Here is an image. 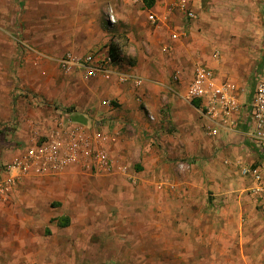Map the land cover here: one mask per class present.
<instances>
[{
  "label": "crops",
  "instance_id": "obj_1",
  "mask_svg": "<svg viewBox=\"0 0 264 264\" xmlns=\"http://www.w3.org/2000/svg\"><path fill=\"white\" fill-rule=\"evenodd\" d=\"M15 1L19 5L14 11L5 10L0 15V30L5 32L0 31V54L5 58L0 64L7 68L19 57L16 40L22 31L18 20L22 0ZM128 1L133 8L134 3ZM41 2H48L49 10L55 3V17L64 9L63 0H36L37 7H44ZM119 4L120 0H66L65 51L85 54L92 50L105 55L114 27L110 28L109 19L118 14ZM150 10L158 19L154 28L141 27L142 12L137 19L131 12L126 16L128 46L122 53L130 63L119 58L109 76L86 77L81 70L65 72L67 80L62 85L66 93L49 92L47 97L56 100V107L66 116L83 117L74 123L109 134L106 146L110 156L120 141V122L127 121L157 132L168 155L190 160L197 167L209 183L208 192L195 202L191 198L194 190L182 188L180 195L187 202L175 208L184 213L193 231L197 227V233L176 235L175 256L182 264H212L214 258L225 259L224 264H264V202L252 191L251 178L240 173L242 166H252L264 177V149L245 134L254 84L264 73H260L264 66V0H153ZM186 10L194 17L188 18ZM90 15L100 20L97 25L88 22ZM35 41L32 39V45H38ZM54 44L52 50L63 46ZM99 47L104 50H93ZM198 64L211 68L217 82L234 85L237 112L222 117L217 107L209 117L203 100L185 97ZM118 71L141 77V86L135 88L129 79L121 81ZM171 74L173 79L177 74L176 83H171ZM4 76L3 82L10 85L8 69ZM105 99L114 104L102 105ZM87 114L91 119L85 121ZM217 124L219 128L212 134L210 129ZM71 167L89 172L78 165ZM216 243H220L218 250ZM75 251L86 255L82 248ZM188 259L192 261L188 263Z\"/></svg>",
  "mask_w": 264,
  "mask_h": 264
},
{
  "label": "rangeland",
  "instance_id": "obj_2",
  "mask_svg": "<svg viewBox=\"0 0 264 264\" xmlns=\"http://www.w3.org/2000/svg\"><path fill=\"white\" fill-rule=\"evenodd\" d=\"M63 1L65 9L66 0ZM41 3L43 8L37 7L36 0H22L18 17L22 31L16 40L19 57L12 59L16 64L8 68L0 64V125L7 129L0 136V164L10 162L17 152L53 134L60 121L81 122L83 118L66 116L56 107L57 101L47 97L49 92L62 96L66 93L62 84L67 78L58 66V58L67 49L63 43L68 18L64 9L55 17V3L51 10L47 9L48 2ZM128 4V0H120L118 14L109 19L110 28L114 26L110 42L118 45L119 58L125 63L131 62L122 53L128 46L126 16L131 12L137 19L142 12L141 27L156 25L148 20L142 6L130 3L131 8ZM18 5L15 0L0 2V15L5 10L14 11ZM93 17L90 15L88 22L97 25L100 20ZM32 39L38 45H32ZM54 43L63 46L52 50ZM2 59L5 58L0 54ZM7 69L10 85L3 82ZM263 71L264 66L260 73ZM171 80L172 83V74ZM86 116L85 121L91 119L90 114ZM120 124V141L113 149L110 172L96 176L70 165L50 175L29 174L0 198V263H183L175 256L174 240L176 235L197 233V227L193 231L184 213H177L181 206L177 204L187 202L180 192L182 188L193 189L191 198L199 202L201 194L208 192L209 183L192 161L168 155L157 132L127 121ZM260 199L264 202V196ZM63 219L68 222L60 226ZM218 246L220 243H216V249ZM79 248L85 256L74 253ZM191 261L188 259V263ZM211 261L224 264L225 259Z\"/></svg>",
  "mask_w": 264,
  "mask_h": 264
},
{
  "label": "built area",
  "instance_id": "obj_3",
  "mask_svg": "<svg viewBox=\"0 0 264 264\" xmlns=\"http://www.w3.org/2000/svg\"><path fill=\"white\" fill-rule=\"evenodd\" d=\"M130 1L142 6L147 11L148 20L157 23L158 19L150 10L151 6L146 5V0ZM185 13L188 18L194 17V13L190 10H186ZM118 62L119 59L113 61L108 53L101 55L97 51H90L78 54L65 51L59 58L58 65L63 72L81 70L84 76L94 77L98 74L109 76L114 71L112 66ZM116 75L121 81L131 80L135 88L141 86V77L132 76L124 71H118ZM174 79H177V74L174 75ZM233 88L234 85L229 81L217 82L211 68L198 64L193 69L184 95L188 100L195 98L203 100L204 113L207 116L213 117L214 109L219 107L222 117H226L239 109L232 93ZM101 104L109 107L112 102L105 99ZM249 107L245 134L264 149V73L254 84ZM88 128L74 122L60 121L53 134L17 152L10 162L0 164V198L6 197L20 178L29 174L50 175L70 165H78L98 174L110 172L113 159L106 146L110 136L103 131ZM218 128L217 124L210 129L211 133H216ZM6 130L0 125L1 135ZM240 173L251 178L254 184L253 192L264 196V177L257 167L242 166Z\"/></svg>",
  "mask_w": 264,
  "mask_h": 264
},
{
  "label": "trees",
  "instance_id": "obj_4",
  "mask_svg": "<svg viewBox=\"0 0 264 264\" xmlns=\"http://www.w3.org/2000/svg\"><path fill=\"white\" fill-rule=\"evenodd\" d=\"M146 5L149 7V6H152L153 4V0H146ZM119 47L116 43L114 42H110L108 44V55L110 56V58L113 60V61H117L119 59ZM114 103V102H113ZM192 103L195 105V106H198V103L196 101H192ZM0 136H1V133H0ZM1 139V138H0ZM68 222V219H63L62 222H59V225L60 226H65Z\"/></svg>",
  "mask_w": 264,
  "mask_h": 264
}]
</instances>
